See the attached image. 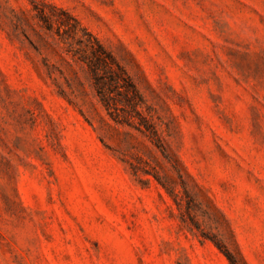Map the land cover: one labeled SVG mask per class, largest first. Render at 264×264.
I'll return each mask as SVG.
<instances>
[{
    "label": "rangeland",
    "instance_id": "1",
    "mask_svg": "<svg viewBox=\"0 0 264 264\" xmlns=\"http://www.w3.org/2000/svg\"><path fill=\"white\" fill-rule=\"evenodd\" d=\"M227 256L264 264V0H0V264Z\"/></svg>",
    "mask_w": 264,
    "mask_h": 264
},
{
    "label": "trees",
    "instance_id": "2",
    "mask_svg": "<svg viewBox=\"0 0 264 264\" xmlns=\"http://www.w3.org/2000/svg\"><path fill=\"white\" fill-rule=\"evenodd\" d=\"M61 13L67 18L69 17L65 12L61 11ZM43 19L45 21L46 29L50 31L52 26L50 20L45 18ZM71 20L73 21L71 26H69L65 20H56L54 23L56 28L60 29L61 27H64V32L68 33V35H71L72 37H76L78 31H81L84 35H87V37L91 39H88L87 42H83L82 39L78 38L77 41L79 43H83L91 54V59L85 63L93 78V84L100 101L107 104L108 93H110L112 89L121 88L123 90L122 96L124 98V104L134 111L140 120L139 125H141L144 120L136 109L142 102L135 87L124 75L123 71L114 61L112 56L101 46V44H99V42L84 29L79 28L78 23L74 19L71 18ZM100 72H102L103 75H101ZM227 257L231 264H236L235 260L231 256Z\"/></svg>",
    "mask_w": 264,
    "mask_h": 264
}]
</instances>
